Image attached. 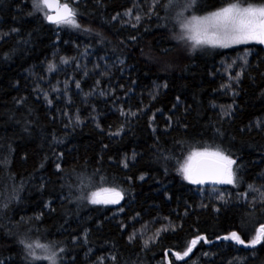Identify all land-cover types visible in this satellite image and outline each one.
<instances>
[{
    "label": "trees",
    "instance_id": "1",
    "mask_svg": "<svg viewBox=\"0 0 264 264\" xmlns=\"http://www.w3.org/2000/svg\"><path fill=\"white\" fill-rule=\"evenodd\" d=\"M61 1L79 28L0 0V264H50L21 241L56 264H264V49L179 38L237 0ZM206 149L233 184L183 178ZM101 188L122 201L90 203Z\"/></svg>",
    "mask_w": 264,
    "mask_h": 264
},
{
    "label": "snow or ice",
    "instance_id": "2",
    "mask_svg": "<svg viewBox=\"0 0 264 264\" xmlns=\"http://www.w3.org/2000/svg\"><path fill=\"white\" fill-rule=\"evenodd\" d=\"M34 7L39 11H45V19L56 25H69L79 28L76 22L75 10L69 6V3L63 4L55 2V0H33ZM55 10V15L51 14ZM139 19V17H137ZM182 35L179 37L191 43L193 49L202 46L227 48L232 45L245 44L252 41L264 44V5L241 6L238 2L229 3L206 16H192L180 24ZM67 61H65L66 63ZM54 65H49L52 70ZM79 87V84H77ZM134 115V114H133ZM235 161L222 151H192L178 171L183 178L192 184H204L206 182L233 184L234 172L233 165ZM92 204H119L123 196L120 191L115 188H101L91 193L88 197ZM226 240H234L238 244H244L245 241L236 233L224 237ZM204 237L198 236L191 241L190 246L181 255L175 253L177 259H183L192 252L193 248ZM264 241V226H261L254 238L250 241L249 246ZM25 247L29 250V255L34 260H47L50 264H56V253L38 256L35 250L40 249L48 252L49 246L39 241L25 243ZM147 243V242H145ZM63 251V249H61Z\"/></svg>",
    "mask_w": 264,
    "mask_h": 264
},
{
    "label": "water",
    "instance_id": "3",
    "mask_svg": "<svg viewBox=\"0 0 264 264\" xmlns=\"http://www.w3.org/2000/svg\"><path fill=\"white\" fill-rule=\"evenodd\" d=\"M55 2L60 3V4L65 3V2H63V1H61V0H55ZM67 3H68V2H67ZM69 6L72 7L70 4H69ZM45 11L47 12L48 10L46 9ZM51 14L55 15V10H54V9L52 10ZM44 18H45V17H44ZM45 21H46L48 24H52V23L48 22L46 19H45ZM259 44H260V46L264 49V44H262V43H259ZM204 184H218V183H213V182L209 181V182H206V183H204ZM121 201H122V199L120 200V202H121ZM114 205H117V204H114Z\"/></svg>",
    "mask_w": 264,
    "mask_h": 264
},
{
    "label": "rangeland",
    "instance_id": "4",
    "mask_svg": "<svg viewBox=\"0 0 264 264\" xmlns=\"http://www.w3.org/2000/svg\"><path fill=\"white\" fill-rule=\"evenodd\" d=\"M257 6H259V5H257ZM246 7V6H245ZM252 42H255V41H252ZM252 42H249V43H252ZM246 44V43H245Z\"/></svg>",
    "mask_w": 264,
    "mask_h": 264
}]
</instances>
